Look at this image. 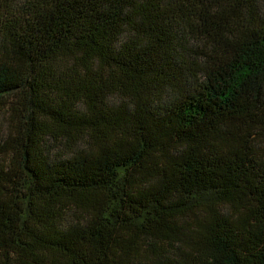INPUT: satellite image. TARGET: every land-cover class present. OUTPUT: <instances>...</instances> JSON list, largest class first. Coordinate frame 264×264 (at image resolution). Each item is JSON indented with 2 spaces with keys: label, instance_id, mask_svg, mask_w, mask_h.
<instances>
[{
  "label": "trees",
  "instance_id": "trees-1",
  "mask_svg": "<svg viewBox=\"0 0 264 264\" xmlns=\"http://www.w3.org/2000/svg\"><path fill=\"white\" fill-rule=\"evenodd\" d=\"M0 264H264V0H0Z\"/></svg>",
  "mask_w": 264,
  "mask_h": 264
}]
</instances>
